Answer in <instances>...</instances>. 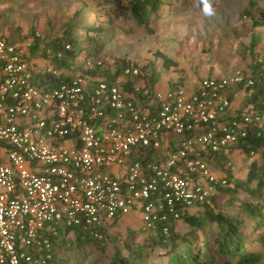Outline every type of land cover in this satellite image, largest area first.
I'll return each mask as SVG.
<instances>
[{
	"label": "built area",
	"instance_id": "obj_1",
	"mask_svg": "<svg viewBox=\"0 0 264 264\" xmlns=\"http://www.w3.org/2000/svg\"><path fill=\"white\" fill-rule=\"evenodd\" d=\"M51 41L0 37V264H44L50 237L77 228L100 240L129 217L167 237L211 206L233 153L264 133L251 104L227 115L232 87L254 90L241 70L163 92L134 63L115 71L76 53L67 73L71 44Z\"/></svg>",
	"mask_w": 264,
	"mask_h": 264
},
{
	"label": "rangeland",
	"instance_id": "obj_2",
	"mask_svg": "<svg viewBox=\"0 0 264 264\" xmlns=\"http://www.w3.org/2000/svg\"><path fill=\"white\" fill-rule=\"evenodd\" d=\"M173 1L175 11L179 10L182 17L175 23V35L168 28L156 31L155 23L151 26L153 32L148 34L144 29L136 27L131 20H125L119 15L120 8L125 7L123 0H0V37L19 43L28 35L38 32V22L42 20L44 27L59 33L58 37L71 30L75 48L84 56L85 29L102 24L107 31L99 51L110 58H126L136 64L149 65V61L157 64L152 55L155 51H161L169 57L177 53L182 57L181 63L195 70L198 80L211 77L205 72L209 68H215L218 74L225 77L235 70L245 73L240 68L241 59L244 61L245 56L247 58L253 54L250 52L252 33L256 36V43L262 41L264 34L262 30L252 28L250 20L243 17L242 12L248 9L257 18L258 9H264V0H211L215 13L211 17L203 15L201 5L198 6L199 11L185 13L184 8L187 6H184V2ZM186 2L189 9L197 3L193 0ZM250 2L252 6H249ZM80 27L84 29L79 30ZM257 30L261 32L255 33ZM39 35L43 41L47 40V35L42 37L44 32ZM147 76L149 77L146 74ZM246 167V163L239 169L235 166L233 179H244ZM244 198L245 194L241 192L234 198L225 193L219 194L215 209L226 215H233ZM194 213L197 211L190 212ZM138 226L137 222H126L124 219L108 231L102 245L104 251L87 246L82 253L73 256L76 258L75 264H109L115 251L125 256L126 240L141 243L152 236L142 234ZM174 227L177 231L185 228L181 221L175 222ZM246 250L259 251L262 254L260 263L264 264V251L257 244L246 245ZM146 263L165 264L166 258L152 254Z\"/></svg>",
	"mask_w": 264,
	"mask_h": 264
},
{
	"label": "trees",
	"instance_id": "obj_3",
	"mask_svg": "<svg viewBox=\"0 0 264 264\" xmlns=\"http://www.w3.org/2000/svg\"><path fill=\"white\" fill-rule=\"evenodd\" d=\"M172 1L125 0V7L120 8L121 10L118 12L119 15L126 18L125 20H131L136 27L151 34L153 32L150 24L151 16L156 15L162 6L169 5ZM198 3L200 5L199 0ZM251 4L252 2L249 3V6ZM242 14L243 17L246 16L250 20L252 28L264 26L263 8L258 9L257 18L253 17L248 9L244 10ZM84 28L80 27L79 30ZM106 31V27H103L102 24L85 29L86 43L83 46L85 53L83 57L86 59L101 58L105 64L110 60L114 64L115 70L119 71L132 62L126 59L121 60L122 58L119 57L110 58L99 51L100 43L105 39ZM71 34L72 31L67 30L63 36L51 39L57 42L66 41L71 44L72 51L66 52L68 57L65 55V58L67 59L59 64V68L66 66L67 73H75V70L69 67L68 58H73L76 53H80L75 48V38ZM51 40L46 42V45H52ZM250 43L251 48H254L256 44L255 35H252ZM36 46H39L38 43H35L34 48ZM155 54L163 59L166 67L174 64L170 58L161 52L157 51ZM141 70L145 79L148 80L146 74L149 75L150 73L149 66H143ZM245 75L247 74L245 73ZM247 76L254 80L255 85L253 93L243 107L251 104L255 110L264 111L263 103L257 102L258 97L264 93V84L255 76ZM148 86L153 87L149 83ZM240 150L244 155V161L249 162L244 179L234 180L232 171L225 170L229 179V186L220 191V195L225 193L230 198H234L240 192L245 194V198L239 202L233 215L216 211V197L212 200L211 206H206L194 214H183L179 220L185 227L182 231L170 227L167 237H164L160 231H156L154 235L141 243L126 240L124 243L126 255L121 256L115 251L109 264H148L146 260L152 254L166 258L165 264H261L262 254L256 250H246V245L257 244L264 251V133L260 137L248 135ZM251 151L256 152L255 157H250ZM220 169H223L222 166ZM112 229L102 230V239L100 240L93 238L89 232L77 228L66 229L64 232H60L58 236L50 237L51 257L44 264H75L76 258L73 256L82 253L83 248L87 246H94L104 251L103 241L108 231Z\"/></svg>",
	"mask_w": 264,
	"mask_h": 264
},
{
	"label": "crops",
	"instance_id": "obj_4",
	"mask_svg": "<svg viewBox=\"0 0 264 264\" xmlns=\"http://www.w3.org/2000/svg\"><path fill=\"white\" fill-rule=\"evenodd\" d=\"M123 1L125 2V0ZM194 1L197 2L195 7L192 6V8L189 9L188 7L189 4L186 2V0H179V2H184V6H187V8H184L185 13L186 12L195 13L196 11H199L198 6L200 7V5L198 3V0H193V2ZM179 13H180L179 10L175 11V1H172L171 4L162 6L158 10L156 15L151 16L150 24L152 26V24L155 23L156 31H161L165 28H168V30H170V32L173 35H175V23H177L176 21L178 19L182 18L180 17L181 14ZM43 22L44 21L40 20L37 26V29H38L37 31L39 33L40 32L45 33V35L42 37H45L47 35L46 41L51 40L52 38L58 37L59 33L55 31H51L48 27H44L42 24ZM257 28L262 30L264 34V29H263L264 26L257 27ZM257 32H261V31H258V30L255 31V33ZM252 34L254 35V33ZM27 37H29V35ZM255 39H256V36H255ZM156 52L157 51H155L152 56L155 57L157 64H155L152 61H149L150 64L148 66H149L150 73H149L148 80H146L147 84L149 83L157 91H163V92H165L169 87L173 85L186 86L189 91L195 88L197 82L199 81L196 77V74L194 73L195 70L194 69L192 70L190 67H186L183 63H181V61H183L182 57L180 58L179 55H177V53H174L172 57L167 56L173 61L174 64H171V66L166 67L163 62V59L156 56L155 54ZM250 52L253 53L251 54L250 57L246 58L245 56L244 61H242L241 59L240 68L243 69L247 75L251 77L255 76V78H257L262 84H264V38L262 39L261 42L256 43L255 47L252 48ZM161 53L165 55L164 52H161ZM123 59H126V58H122L121 60ZM110 63H112V61ZM134 64L137 66H140L141 68L147 65V64H136V63ZM111 69L112 68L109 66L108 70H111ZM205 72L210 74L211 77H222L220 74L217 73L215 68H209L205 70ZM232 72L234 71H231V73ZM110 75L111 73L109 71L108 74H106V76L110 77ZM173 81H175V83H173ZM231 90L235 92L236 97L232 100L230 108L227 111V115H232L238 112L248 102V99L251 96V94H248L242 87H239V86L232 87ZM257 102L258 103L262 102L264 105V93L262 96L258 97ZM231 160L233 164L236 166V168L238 169L239 167L244 166L245 163H246V166H248V163H249L247 161L244 163V155L239 151H235L233 153ZM246 169H245V173H246ZM125 221L133 222V223L137 222L138 225H140L139 220L136 218L129 217V218H126Z\"/></svg>",
	"mask_w": 264,
	"mask_h": 264
},
{
	"label": "clouds",
	"instance_id": "obj_5",
	"mask_svg": "<svg viewBox=\"0 0 264 264\" xmlns=\"http://www.w3.org/2000/svg\"><path fill=\"white\" fill-rule=\"evenodd\" d=\"M199 2L201 5V11L204 16L211 17L215 14L211 0H199Z\"/></svg>",
	"mask_w": 264,
	"mask_h": 264
}]
</instances>
